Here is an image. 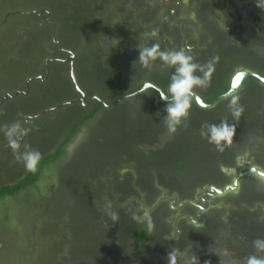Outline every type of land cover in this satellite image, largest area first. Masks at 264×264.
<instances>
[{"label": "rangeland", "instance_id": "1", "mask_svg": "<svg viewBox=\"0 0 264 264\" xmlns=\"http://www.w3.org/2000/svg\"><path fill=\"white\" fill-rule=\"evenodd\" d=\"M229 1L94 0L84 6L75 0H0V186L16 182L26 168L18 159L22 153L38 150L42 154L67 127L69 121L66 119L72 118L63 117L72 115L80 105L85 107L83 102L76 101L50 110L74 96L71 75L69 77L65 70L64 61L56 60H64L68 47L59 40V49L55 50L53 38L57 34L63 39L67 33V17L84 20L93 30L87 36L79 58L89 73L94 61H105L113 54L108 60L117 63L123 77L129 66L138 61L135 52L138 47L158 42L164 49L161 39L166 37L176 49L184 47L182 43L187 38L197 42L199 47L194 57L202 60L201 65L211 64L210 79L218 71L225 73L242 64L263 75L264 48L246 55L241 47L240 34L230 33L232 15L226 7ZM205 2L210 4V8H203ZM140 14L146 18L143 23L135 20ZM123 21L131 23L130 28H124L121 25ZM104 23H108V34L102 32ZM251 24L254 25L253 22ZM151 29H158V36L145 40L144 34L150 33ZM255 32L252 37L256 36ZM116 33L121 34L120 40L115 37ZM117 44H121L118 51L121 57L116 56ZM83 45L84 41L78 46L75 57ZM226 48L229 49L224 53H215ZM100 51L103 54L98 56ZM45 60H49L50 73L44 77ZM59 65L63 68H57ZM165 69L169 74L173 71ZM127 81V86L134 82L132 78ZM62 84H65L64 88H60ZM244 84L260 86L259 100H250V104L259 109L264 104V84L253 77H248ZM94 93H102L107 98L110 96L97 86ZM246 94V91L239 90L233 95L241 98ZM140 98L141 93L126 97L104 107L83 123L61 160L46 170L43 183L48 190L46 204L55 211V219L31 213L30 199L37 196L31 190L0 201V264H114L118 258L114 250L131 251L124 236L128 224L133 220L141 224L152 215L160 227L165 223L168 226L161 240L166 244L174 221L182 213L195 214L197 211L195 207L189 209V204H182L181 199H197L200 203L202 186L230 181L232 174L225 172L224 168L243 165V153L248 152L252 162L259 160L260 154L247 146L242 152H237L234 138L221 152L204 135L207 125L219 124L223 120L237 127V120L233 119L228 107L231 96L219 100L211 108L193 110L185 122L183 140L170 137L169 132L154 134L145 129L146 123H154L157 127H161V123L156 117L152 122L147 120L156 114L152 113L151 107L146 106L140 114L137 113L139 107L132 111L133 103ZM163 109V105L156 109L158 120L164 115ZM16 123L20 124V130L13 138H18L20 146L13 149L6 133ZM156 136H159L158 141H152ZM188 156L194 161L193 169L188 177L177 180L170 173L168 163L171 159L176 161ZM219 167L222 172L218 175ZM196 180L199 181L191 187L170 188L174 183L185 185ZM246 181L264 186V182L254 177ZM152 188L155 198L148 202ZM244 198L240 190L215 196L209 200V204L214 205L210 212L214 216L219 215L226 223L231 209L238 203L240 207H251L254 200ZM112 213L116 214V219L112 218ZM2 215L8 218L4 219ZM245 218L248 216L241 213L238 218L240 225ZM183 226L188 229L185 235L193 241L191 256L201 252L200 256L204 258L200 264H213L212 260L221 257V253L231 257L230 251L242 259L247 251L240 241V231H236L234 239L220 249L207 236H199L200 232L192 229L191 225ZM199 237L201 243L197 247L195 241L198 242ZM161 241L156 236L150 245L160 246ZM174 249L166 246L164 255L167 259L163 264H172ZM147 251H131L129 257L133 256V259H125L131 264L139 263L138 258L147 257ZM250 251L253 252L254 248ZM160 253L158 250L154 254L155 264L163 254ZM156 255L158 258L155 259ZM180 262L183 261L175 255V264ZM234 264H238L237 260Z\"/></svg>", "mask_w": 264, "mask_h": 264}, {"label": "trees", "instance_id": "2", "mask_svg": "<svg viewBox=\"0 0 264 264\" xmlns=\"http://www.w3.org/2000/svg\"><path fill=\"white\" fill-rule=\"evenodd\" d=\"M75 1L84 6L89 5L94 2V0H75ZM137 18L138 19H135V20H138V22L140 23H143L146 20L143 14L142 15L140 14V16ZM102 25L104 28V30L102 31L103 34H108L109 32L108 31L109 29L107 28L109 27L108 23H104ZM121 25L124 28L125 27L130 28L131 23L123 21ZM94 26L98 27L96 25ZM66 29H68V31L66 34L63 35V39L61 37L62 40L60 39L59 35L55 34L56 41L59 42L60 40L61 42H64V44L66 43V47L72 49L74 52L77 51L78 46L81 44V42L84 41V45L83 47L80 48V52L78 53L76 60H75L76 76H77V79L80 85H86L88 89H90L91 91H94V87L96 89V86L99 88L102 87L103 91L110 93V96L108 98L106 96H102V93H100L102 98L107 99V101H110L129 91H133L134 89L140 87L145 81H152L154 83H157L164 89V91H166L167 85L170 80L171 73L169 74L168 69H165V68L163 69L159 67V64L157 61L155 62L152 68H146L142 66V64L139 61H137L133 65L129 66L128 72L126 73L125 76L122 77L120 74L119 67H117V63H113L108 60V57L113 56V54H110L105 61L103 60L94 61L92 63L93 67L90 70L91 72L89 73L87 69H85L83 62L79 61V58L81 57V54L86 46L87 36L91 34L92 33L91 31L93 30L88 28L86 21L77 19L75 17H67ZM94 30H98V29H94ZM152 30L153 29H151L150 32ZM115 37L119 38L120 40L121 34L116 33ZM161 43H163L162 39H161ZM148 45H151V43L149 42ZM115 47H116L115 50L117 51L116 56L121 57L122 55H120L119 54L120 52H118L121 49V44H117ZM168 48L172 49L170 47ZM97 50L99 51V49ZM135 52L138 54V50H136ZM102 54L103 52L101 53L100 51L98 56ZM263 63H264V60H263ZM243 66L245 65L244 64L237 65L225 73H221L218 71L216 76L209 80L208 86L206 88L197 89L196 91L200 93V95L203 97L205 101L207 102L212 101L218 94L228 89L231 76L237 69ZM57 68H60V66H58ZM57 73H58V70H57ZM131 78L134 80V82L131 85L127 86L129 84L127 80ZM64 85L65 84L60 85V88H64L63 87ZM246 86L250 90L249 93H251V96L248 95V100H251V99L258 100L259 92L261 89L260 86L253 85V84H248ZM240 91H243V89H241ZM141 99H143V101L141 103H138V101ZM139 100L133 103L135 107L134 109H132V111L139 107L140 109L137 110V113L140 114L142 112L141 110L145 108L146 106L151 107L150 109L153 110L152 113H156V114H153L152 117L147 118V120L152 122L153 118L156 117L157 118L156 120L159 121V123H161V127H157V125H155L154 123L153 124L150 123L151 125L146 123V125L144 126L145 129L149 130L150 132L154 134L157 132L159 133L164 132L165 134L166 132L168 133V130L165 124L163 123V117L160 116V119L158 120V113L156 109H159L161 105L164 106V103H165L164 101L160 100L159 94L155 90L149 89L148 91L141 93V98ZM104 104L105 103L102 101L95 100L92 104L93 105L92 107L89 108V107H83L80 105V108L77 111L73 112L72 115L64 116L63 119L67 118L68 116L72 118L71 120L66 119V121H69V123H67V127L61 132V134H59L55 138L54 142H52L51 145L47 147L45 151L41 154L40 160L38 161L36 165L35 171H31V170L24 168L22 171V174L24 173V175L21 174L22 176L20 175L17 178L16 182L2 184L0 186V201H2V199L4 198H7V199L14 198L24 192L27 193L28 191L31 190V191L36 192V195H37L34 198V200L30 199V202H31L30 205H32L31 213H40L41 218L46 217L50 219H55L56 218L55 211L51 207L47 206L46 204L48 190L46 187L45 188L43 187L44 186L43 183L46 178V176H44L46 173V170H48L50 166H52L53 164H56L57 162L61 160V158L66 152V148L69 142L78 133L80 126L83 123H85L87 120H90L91 118H93L104 107H107ZM238 104L243 108V113L240 116V118L236 121L238 125L237 127H235L236 134L233 137L234 143L237 145L235 150L237 152H242V150H244L246 146L250 150L252 149L251 151H253V149L257 150L258 148L257 142H252L250 140L249 142L247 141V138L252 136V134L251 133L246 134L245 127L242 122V116L246 115L252 121L257 122L262 125L264 124V116L258 117L257 116L258 111L254 109V107L250 104L249 101L247 102L245 99H243V97L241 98L239 97ZM195 109L205 110L199 107L194 100L191 111H190V115L192 114V111ZM123 124H126V123H123ZM184 125L180 127L175 134H170L169 136L170 137L176 136L178 139L183 140L184 138L183 134L185 131ZM127 128L128 127H126L125 129L127 130ZM158 138L159 136L152 137L151 140L158 141ZM193 165H194V161L192 160L191 157L188 156L185 158L178 159L176 161L171 159L170 162L168 163V167H170L168 169L170 170V173L173 174L174 178H176L177 180L180 179L181 181L185 177L189 176L190 171L193 169ZM221 172H222V169L219 167L217 169V174L219 175ZM198 181L199 180H196L189 184L186 183L185 185H181L180 183L178 184L174 183L171 185L170 188L177 189V188H182V186L191 187ZM165 182L169 183V180H166ZM210 184L219 185L220 183L216 181ZM145 188H148V187H145ZM154 198L155 196H154V191L152 188L150 190V198L148 199L149 200L148 202H150V199L153 200ZM188 199L189 198H183L180 201L182 202ZM239 204L240 203H238V205H236V207L232 209L231 211L232 216L230 215L231 217L239 218L241 213H245V210L242 209V207H240ZM192 207L193 206L189 204V209ZM153 217L154 215H152L151 217L148 216L147 220H145L141 224H137L136 220H133V217H131L133 222L131 224H128L127 229L124 232V236L126 237L127 241L129 242L131 246V251H136V250L143 251L144 249L148 250L147 251L148 254L146 255L147 257L138 258L137 261H139V263L133 262L134 264H145V263L149 264L150 261L153 259L154 254L158 250L159 251L164 250V242L161 241L162 233L168 230V226L166 227V223H165V226L160 227L158 225V222ZM2 218L7 219L8 216L2 215ZM211 218H212L211 222L208 223L206 227L200 228L199 232L202 234L201 235L202 238H204V236H207L208 238L212 240V242L215 245H217L221 249L225 245H227V243L230 240H232V238H234L232 234H234L235 232L232 233L227 229L226 223L223 221V219L219 215H215V216L213 215ZM254 219L255 218L250 219V221H252V224L256 225V227L254 228V234L258 238H264V224L258 223ZM181 223L182 225L187 224V222L184 221L183 219L181 220ZM187 230H185L184 228V231L182 233L183 241L189 239V237L185 235ZM156 236L160 239L161 244L160 246H156V245L151 246L150 245L151 241H153V239ZM199 240L197 242V245H200L201 243V240L200 241ZM147 246L148 248H146ZM114 251H115L114 253L118 255L117 261L114 264H131L125 259V258H127L128 260L133 259V256L129 257L131 254L130 249H125V250L116 249ZM122 251H126L128 254L127 253L124 254V252ZM253 252L250 251V253H253ZM222 254L223 253H221V257H217L216 259L212 260L213 264H229L230 263V256L228 254H223V255ZM187 255H191L190 251H188ZM219 259H221L222 262H220Z\"/></svg>", "mask_w": 264, "mask_h": 264}, {"label": "flooded vegetation", "instance_id": "3", "mask_svg": "<svg viewBox=\"0 0 264 264\" xmlns=\"http://www.w3.org/2000/svg\"><path fill=\"white\" fill-rule=\"evenodd\" d=\"M229 2H228L229 4L226 5V7H228L230 9V12H231L230 15H232L231 16V22H232L231 28L232 29L230 28V33H231V35L233 33L240 34L239 36H240V40H241V47H242V50H244V54L249 55L250 52H254V51L257 52V51H259L260 48H264V32H263V30H264V8H261V9L258 8L256 6V0H231ZM248 7H251V8L253 7V9L250 10ZM203 8H210V4L205 2ZM232 11H234V12H232ZM251 22H253L254 25H252ZM256 29L259 30V31H257V33L255 32ZM253 32L256 33L255 37H252ZM55 36L56 35L53 36L54 46H55V50H58L59 49L58 48L59 42L56 41ZM162 41H163V43H162L163 45L162 44L161 45H162V47H164V49H167L168 47L174 48V44L170 43L166 37H162ZM182 45L184 46V48L189 49L191 54H196L198 51V47H199L197 42H195L192 39H188V38L183 41ZM228 49L226 48L223 50H217L215 53L221 52V51H222V53H224V51L228 50ZM66 51H67V56L64 58V60L60 59L59 62L61 63L62 61H64V64L66 65L64 68H65V70L68 71L69 77H70L71 61H73V65L75 68V60H76L77 56L75 57V52L70 48H67ZM219 57L220 56H217V58H219ZM53 58H54V56H53ZM195 60L199 64H201V62H202V60L199 58H196ZM263 60H264V58H263ZM60 67H62V66H60ZM243 68H247V67L243 66L239 69H243ZM239 69H237V70H239ZM49 73H50L49 60H45L44 61V77L48 76ZM58 74L63 75L62 72L59 70H58ZM75 74H76V68H75ZM76 78H77V76H76ZM145 82H148V81H145ZM149 82H152V81H149ZM71 83H72V87L74 89V96L72 97L71 100L78 99V101L82 102V99H83L85 107H89L90 105H92V103L95 100L102 101L106 104H111V103L115 102L116 100L124 97L125 95L136 91L137 89H139L142 86L141 85L140 87L134 89L133 91H129V92L124 93L123 95H120V96H118V97H116L110 101H107V99H103L100 94H96V93H94V91H91L90 89H88V87L86 85H80L79 81H78V84H79L82 92L76 90L73 81H71ZM152 83L155 84L159 89L164 91V89L160 85H158L157 83H154V82H152ZM149 89H153L159 94L158 89H156L154 87L148 88L145 91H148ZM241 89H243V90L245 89L244 91L247 92V94L243 97V99H245L247 102L248 101L250 102V100H248V95H249L248 93L250 92V90L247 88V86L244 84V82H243V84L239 90H241ZM145 91H143V92H145ZM82 93H84V96ZM140 93H142V92H140ZM198 94L200 95V93H198ZM61 103H63V102H61ZM203 109H208V108H203ZM254 109H256L258 111V113H259V114L257 113L258 117L264 116V114H263L264 113V104L262 106H260L259 109L255 108V107H254ZM242 122L244 124L246 134L247 133L252 134V136L247 138V141L249 142V140H250L252 142H257L258 148L256 151L258 154H260L259 160L252 162V161H250L249 153L248 152L243 153L242 156H243V162L244 163H243L242 167L248 168L250 166L257 165L264 170V147H263V144H264V124L262 125V124H259L257 122H254L249 117H247L246 115L242 116ZM232 167L233 166H228L226 168H232ZM251 177L257 178L260 181L264 182V179L260 178L258 176H248V177H245L244 179L241 180V183H240L238 190H240V193L242 195H244V197H245L244 199H247V200L253 199L254 200L251 207H249V206L246 208L242 207L245 210V215H247L248 218H245V220L243 221V224L240 225L238 217L237 218L231 217L230 216L231 213H229L228 222H226L227 229L230 232L236 233V231H237V233H238V231H240V234H241L240 241L242 242L245 249H247V251H245V253H244V256H242V259L237 257V256H234V254H232V251H230V254H231L230 262L232 264H234L235 260H237L238 264H247V259L251 254L259 256V257H264V252H259L257 250H254L253 253L249 252L250 248H254L253 241L258 238L254 234V228L256 227V225L255 224L253 225L250 222V219L255 218L254 220H256L258 223L264 224V215H262L264 213V186H261V187L260 186H254L252 182H247L246 180L250 179ZM231 180L226 182V183L219 184V185L208 184V185L202 186L201 187V189H202L201 195H200V199H199L201 204L197 201V199H188V200H184L182 202V204L184 203L187 205L188 204L192 205L193 207L196 208L197 211L195 214L182 213V215L180 217H178L177 220L174 221L173 226L170 230V235H171L170 240H168V242H166V244L164 242V250L160 251L163 254L160 253L161 255L159 254L160 255L159 258L157 255L155 257V259L158 258L159 262L161 261L160 263L158 262V264H163L162 262L165 259H167L166 256L164 255L166 246H168L170 250H171V248H173V249L175 248L174 251L172 250V252L175 253L176 256H178L183 261V262H180V264H191V257L192 256L187 255V253H188V251H190V248L192 245L191 244L192 240L189 238L190 240L188 239V240L183 241L182 233L184 231V227L181 223V220L183 219L184 221H186L188 226L191 225L190 227L194 228V230H197L198 232H199L200 228L206 227L207 224L211 222V220H212L211 217L214 215L210 212V210L213 209L214 205L209 204V200L213 199V197H215V196L211 195V192H212L211 187L212 186L223 187L224 185L230 183ZM244 180L246 181V183H245V185L242 186V183L245 182ZM225 208H226V206H225ZM234 208H232V209H234ZM230 209L231 208L229 207V210ZM232 209H231V211H232ZM249 217H252V218H249ZM178 219L179 220L181 219L179 225H178ZM193 221H195V223H193ZM249 223L252 226H250ZM235 233L232 235L234 236ZM201 235H199V236H201ZM232 239H234V238H232ZM195 242L197 243V241H195ZM193 245H194V243H193ZM197 247H198V245H197ZM200 253L201 252H199L196 255L199 262H201L204 259L203 257L200 256ZM155 261L156 260H154V259L151 260L150 264H155Z\"/></svg>", "mask_w": 264, "mask_h": 264}, {"label": "clouds", "instance_id": "4", "mask_svg": "<svg viewBox=\"0 0 264 264\" xmlns=\"http://www.w3.org/2000/svg\"><path fill=\"white\" fill-rule=\"evenodd\" d=\"M258 8H264V0H256ZM158 36V29H153L150 33L144 34V39H154ZM138 61L146 68H152L156 61H159V67L173 69L166 91L159 92L160 100L164 101L163 123L170 134H175L182 127L190 116V111L195 100L197 103L200 97L197 89L208 86L211 73L213 71L211 64L201 65L196 62L195 57L190 50L184 47L179 49H161L158 42L147 44L137 48ZM230 93L224 94L225 98ZM239 97L231 95L228 107L231 110L233 119L238 120L243 113V108L238 104ZM203 106V105H202ZM204 133L209 143L213 144L218 151H223L224 147L232 143L236 134L233 124L227 120L219 124H210L206 126ZM20 130V124H13L7 131V136L13 149L19 148L18 138H13ZM38 150H29L22 153L18 159L22 160L26 169L35 171L36 165L40 160ZM112 218L116 219V214L112 213ZM195 223V221H193ZM253 246L257 251L264 252V238H257L253 241ZM175 264V253H172ZM191 264H199L197 256L191 257ZM247 264H264V257L250 255Z\"/></svg>", "mask_w": 264, "mask_h": 264}, {"label": "water", "instance_id": "5", "mask_svg": "<svg viewBox=\"0 0 264 264\" xmlns=\"http://www.w3.org/2000/svg\"><path fill=\"white\" fill-rule=\"evenodd\" d=\"M56 60H60V59H56ZM70 75H71V79L74 83V86L76 88V90L81 91V88L78 84L77 78H76V74H75V68L73 65V61H71V68H70ZM248 77H254L257 78L261 83L264 84V75L259 74L257 72L252 71L251 69L248 68H243V69H239L237 70L230 78V82H229V86L228 89L220 94H218L211 102H206L198 93L199 97H200V101L199 103H197V105L201 108H210L213 107L219 100L224 99L225 96L224 94L226 92L230 93L229 97L233 94H235L242 86L244 80ZM154 87L156 89H158V91H162L161 89H159L155 84H153L152 82H145L142 84V86L137 89L136 91L125 95L124 97L116 100L115 102L111 103V104H104L105 106H110L113 105L117 102H119L120 100L129 97V96H133L136 95L140 92H143L145 90H147L148 88ZM84 96V93H82ZM78 101V99L76 100H70V101H66L63 102L57 106H54L52 108H50V110H54L62 105L68 104V103H73ZM84 100L82 99V102ZM84 103V102H83ZM203 105V106H202ZM224 171L227 173L232 174V180L230 183L224 185L223 187H219V186H212L211 187V195L212 196H221L224 194H227L230 191L236 192L240 186L241 180L244 179L245 177L248 176H258L260 178L264 179V170L257 166V165H253L250 166L248 168H243L242 165L239 167H232V168H224Z\"/></svg>", "mask_w": 264, "mask_h": 264}]
</instances>
